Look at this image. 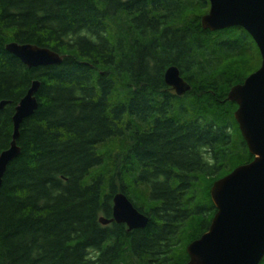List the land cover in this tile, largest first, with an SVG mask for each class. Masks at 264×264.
I'll use <instances>...</instances> for the list:
<instances>
[{
  "label": "trees",
  "instance_id": "1",
  "mask_svg": "<svg viewBox=\"0 0 264 264\" xmlns=\"http://www.w3.org/2000/svg\"><path fill=\"white\" fill-rule=\"evenodd\" d=\"M209 0H0V154L33 81L39 107L0 188V264H188L214 183L254 160L231 89L262 63L242 28H203ZM59 53L30 69L7 45ZM179 68L183 96L165 84ZM209 183L204 187V181ZM125 194L146 228L104 226ZM261 264H264V260Z\"/></svg>",
  "mask_w": 264,
  "mask_h": 264
},
{
  "label": "water",
  "instance_id": "2",
  "mask_svg": "<svg viewBox=\"0 0 264 264\" xmlns=\"http://www.w3.org/2000/svg\"><path fill=\"white\" fill-rule=\"evenodd\" d=\"M209 1L211 9L201 20L203 28L212 32L234 27L244 29L259 47L262 65L243 84L234 86L228 97L238 105L235 119L254 160L214 183L210 193L217 212L208 231L188 246V264H261L264 260V0ZM6 49L30 69L63 62L59 53L36 45L13 42ZM164 77L165 84L177 96L191 89L176 66L169 67ZM41 85L39 80L33 81L16 107L12 142L0 154V188L9 163L21 154L20 126L38 109ZM6 105L7 101H2L0 109ZM113 204V218H101L102 225L124 224L131 232L149 224V217L125 194L115 195Z\"/></svg>",
  "mask_w": 264,
  "mask_h": 264
},
{
  "label": "rangeland",
  "instance_id": "3",
  "mask_svg": "<svg viewBox=\"0 0 264 264\" xmlns=\"http://www.w3.org/2000/svg\"><path fill=\"white\" fill-rule=\"evenodd\" d=\"M261 65H262V63H261ZM225 177H226V176H225ZM203 181H204V184H203L204 187H206V186L208 185V183L210 182L209 179H206V180H203Z\"/></svg>",
  "mask_w": 264,
  "mask_h": 264
}]
</instances>
